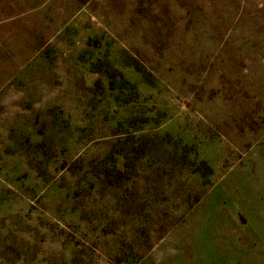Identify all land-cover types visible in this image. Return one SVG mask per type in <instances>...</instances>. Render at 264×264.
I'll list each match as a JSON object with an SVG mask.
<instances>
[{"label":"rangeland","instance_id":"1","mask_svg":"<svg viewBox=\"0 0 264 264\" xmlns=\"http://www.w3.org/2000/svg\"><path fill=\"white\" fill-rule=\"evenodd\" d=\"M0 264H264V0H0Z\"/></svg>","mask_w":264,"mask_h":264}]
</instances>
